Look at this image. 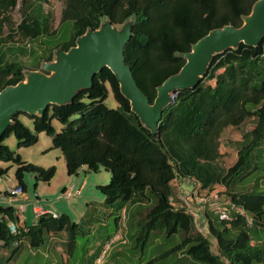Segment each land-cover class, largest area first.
Masks as SVG:
<instances>
[{
  "label": "trees",
  "instance_id": "16d2710c",
  "mask_svg": "<svg viewBox=\"0 0 264 264\" xmlns=\"http://www.w3.org/2000/svg\"><path fill=\"white\" fill-rule=\"evenodd\" d=\"M256 1L63 0L59 24L68 25L69 31L59 42L55 40L58 30H51L49 13L41 8L42 0H0V91L23 81V70H38L41 62H51L56 48L66 52L75 46L76 39L87 29L96 30L102 18L114 26L133 19L132 37L124 49L125 63L138 88L153 104L156 88L185 64L178 54L189 52L191 45L211 30L227 25L239 28ZM17 6L22 17L13 28L9 14ZM36 42L39 49L34 46ZM110 93L115 108L106 104ZM21 116L31 120L33 129L21 121ZM250 119L255 120L254 128L239 134ZM54 120L61 126L58 131L52 125ZM13 123L0 138V163L9 164L0 168V176L15 168L16 186L23 191L27 174L35 183H49L56 174L55 166L44 168L26 162L5 144L13 136L17 148H29L44 133L51 139L50 149L61 151L67 175H77L81 169L96 173L101 168L109 173L110 182L96 186L106 207L122 202L145 210L138 245H145L156 230L166 238L183 234L179 244L146 264H159L177 253L194 264H264V248L250 233L252 226H264V195L236 194L232 189L233 178L247 173L251 152L264 140V39L256 48L241 44L236 51L228 50L214 58L200 84L176 93L172 106L162 113L155 137L131 112L107 68L94 77L92 88L80 92L70 105L49 106L42 118L20 113ZM227 129L233 136L230 141L238 146L237 159L222 170L216 163L225 155L221 136ZM179 178L191 181L201 195L231 197L249 212L252 225L246 226L244 219L237 217L227 228L213 219L209 236L216 241L218 255L213 254L209 236L196 234L190 218L183 211H173L169 204L181 188ZM117 220L120 227V215L114 222ZM21 222L15 204L0 206V248L7 249L10 259L24 242L38 250L50 235L65 233L66 242L61 246H66V251L60 248L59 252L67 253L63 258L67 264L76 249V222L65 214L56 219L41 216L31 226ZM10 223L15 234L9 231Z\"/></svg>",
  "mask_w": 264,
  "mask_h": 264
},
{
  "label": "rangeland",
  "instance_id": "374dc122",
  "mask_svg": "<svg viewBox=\"0 0 264 264\" xmlns=\"http://www.w3.org/2000/svg\"><path fill=\"white\" fill-rule=\"evenodd\" d=\"M21 2V0H19ZM41 4V2H40ZM63 8V0H54L49 4L48 13L51 19V30H58V35L55 37L59 42L63 37H68L69 26L60 23V14ZM11 21L13 28L21 20L20 8L17 6L14 10L10 12ZM4 34H7V30L4 29ZM21 45L20 41H16L15 44ZM32 45L31 43H26L25 45ZM39 49L40 45L38 42L35 43ZM106 104L110 108H115L117 105L111 95L109 94ZM21 121L33 129V124L27 117L21 116ZM53 127L56 131L60 129V124L57 121L52 122ZM255 126V120H247L243 126L239 129V134H244L250 131ZM230 129L224 131L221 136L222 141V152L225 153L224 157L218 160L217 167L222 170L230 168L237 159L238 146L230 141L233 136L229 134ZM5 144L12 150H16V140L13 136H10L5 140ZM52 147L50 137L46 136L44 133L39 135L38 141L35 145L29 148H19V151L26 161L34 163L42 167L56 166L58 172H56V177L52 181V185L48 188L47 184L38 181L40 188H45V196H40L42 201L53 203L55 195H62L58 187L60 185H68L67 178L70 177L66 174L64 160L62 158L59 149H48ZM48 149V150H47ZM250 170V171H249ZM86 171V170H85ZM87 180L84 178V173H79L77 175L71 176L75 180L76 190H80V196H71L70 198H64L61 203L57 202L58 206L62 204H67L69 206V216L70 219L78 224L77 236H76V249L71 258H69L67 264H97L96 261L91 256L93 253H97L98 257H102L108 264H146L153 258L162 254L163 252L169 250L175 245L179 244L183 239L182 233H177L170 238H166L161 230H156L152 233L150 239L145 245L136 243V238L142 227L145 210L142 207H129L127 204L118 202L112 207H106L104 205V199L101 193L96 189V185H106L110 182V175L104 169H100L98 172H88ZM247 173H242L237 177L233 178V191L237 193L244 194H254V195H264V140L261 146L254 149L251 152L250 158V168L246 170ZM9 180L3 177L0 183V190L4 189L7 191L13 190L16 185L14 183V168L10 169L7 176ZM24 181L27 185L28 195L32 199L38 198L34 194V177L32 175H25ZM12 184V185H11ZM177 184L179 187L188 190L194 188V184L189 180L178 179ZM70 185L66 186L67 190L70 189ZM223 188V187H221ZM9 189V190H8ZM58 192H55L57 191ZM231 189H229L230 191ZM228 191V192H229ZM232 191V193H234ZM54 193V194H53ZM88 197L90 204H87ZM229 197V196H228ZM231 198V197H230ZM64 202V203H63ZM26 206V205H25ZM128 206V209H127ZM126 209V222L125 227L121 229L114 225V218L121 214V210ZM57 211V210H56ZM245 212L249 214L245 210ZM28 214L23 213V217H27ZM264 220V219H263ZM28 226H31V222H27ZM251 236L258 245L264 248V226L263 228L251 227ZM117 232H121L125 243L119 241L114 242L110 247L108 243L111 238L107 241V237H110ZM162 232V233H160ZM60 235V234H58ZM63 240L65 241L66 234L62 233ZM55 238L54 241H57ZM210 242L211 252L218 255L216 241L212 237H208ZM253 241V243H254ZM27 242H24L21 246L18 254L13 258H9L7 249L1 247L0 249V264H64L63 258L67 256L66 246L57 245L55 250L50 248L49 243L35 252L38 255L35 256L29 250ZM64 252L60 253L59 249ZM49 249V250H48ZM7 255V256H6ZM8 257V258H7ZM95 260V261H94ZM159 264H194L190 259H188L183 253H177L176 255L170 257L169 259L159 263Z\"/></svg>",
  "mask_w": 264,
  "mask_h": 264
},
{
  "label": "water",
  "instance_id": "95a60500",
  "mask_svg": "<svg viewBox=\"0 0 264 264\" xmlns=\"http://www.w3.org/2000/svg\"><path fill=\"white\" fill-rule=\"evenodd\" d=\"M134 21L114 26L102 18L96 30L87 29L68 51L53 50L51 62H41L38 70H23L24 80L0 91V138L20 114L42 118L49 106H67L82 91L92 88L94 77L104 68L117 80L121 95L131 112L153 137L165 109L172 106L171 95L194 89L207 76L214 58L241 44L256 48L264 39V0H257L242 17L239 28L224 26L208 32L191 45L180 71L156 88L153 104L138 88L125 63L124 49L132 37Z\"/></svg>",
  "mask_w": 264,
  "mask_h": 264
},
{
  "label": "built area",
  "instance_id": "2783aa9c",
  "mask_svg": "<svg viewBox=\"0 0 264 264\" xmlns=\"http://www.w3.org/2000/svg\"><path fill=\"white\" fill-rule=\"evenodd\" d=\"M53 1L54 0H42L40 5L45 13L48 12L49 4ZM175 95L176 93L171 95L173 103ZM1 179H3V177L0 176V182ZM5 179L9 180L6 176ZM23 194L24 191L22 188L20 186H15L13 190H6V194L1 197V201L7 205H16V210L18 211L21 221H24L23 213L26 210L25 206L19 202ZM79 194L80 192L78 190H74L71 187L64 193L63 197L68 199L71 196ZM169 204L173 211H183V213L190 218L194 232L204 238H207L210 234L209 225L213 219H216L219 223L225 224L227 228L230 227L232 220L237 217H242L246 226L250 227L252 225L251 215H248L241 206L235 204L230 197L218 193L201 195L195 187L188 190L180 188L176 198L169 199ZM125 213V209H122L119 223L121 229L125 227ZM33 215L34 221H37L41 216H51L53 219L57 218V215L53 212L36 206L33 207ZM8 228L12 234H15V227L13 224L10 223ZM117 241L123 244L125 243L121 232H117L111 238L108 247ZM96 263L108 264L104 259L102 260V257H98Z\"/></svg>",
  "mask_w": 264,
  "mask_h": 264
},
{
  "label": "crops",
  "instance_id": "0c3cea01",
  "mask_svg": "<svg viewBox=\"0 0 264 264\" xmlns=\"http://www.w3.org/2000/svg\"><path fill=\"white\" fill-rule=\"evenodd\" d=\"M40 135V134H39ZM17 148V147H16ZM48 149H50V148H48ZM47 149V150H48ZM60 151V150H59ZM14 152H16L20 157H21V159L22 160H24V161H26L25 159H23V157H22V155H21V153H20V151H19V148H17L16 150H14ZM60 153H61V151H60ZM61 156H62V153H61ZM63 159V156H62V158L60 159V160H62ZM64 160V159H63ZM26 162H29V161H26ZM31 163V162H30ZM34 164V163H33ZM64 164H65V161H64ZM9 164H5V163H0V168H6L7 166H8ZM36 165V164H35ZM39 166V165H38ZM53 166V165H52ZM42 167V166H41ZM50 167V166H49ZM44 168H48V167H44ZM55 168H56V172H58V170H57V167L55 166ZM12 169V168H11ZM10 170V169H9ZM14 171H15V168H14ZM65 171H66V169H65ZM9 172V171H8ZM8 172H7V174H8ZM79 173H84V178L87 180V177H89L88 176V174H87V172L85 171V169H81L80 171H79ZM78 173V174H79ZM7 174H6V176H7ZM67 174V173H66ZM80 175V174H79ZM1 177H5V176H1ZM55 177H56V174H55V176H54V178L49 182V183H46L47 184V186L46 187H50L51 185H52V181L55 179ZM3 179H1V181H2ZM67 184L68 185H70L69 187H72L74 190H76L75 188L76 187H74V185L76 184L75 183V180H74V178L73 177H68L67 178ZM1 183V182H0ZM14 183L15 184H13V185H16V181H15V179H14ZM45 183V182H44ZM75 183V184H74ZM12 185V184H11ZM68 185H60V187H58V190H60V192L62 193V195H55L54 196V201H53V203H46V202H44V201H42V199H41V197L40 196H45L46 197V194H48L47 192H45V188L43 187V188H40V185L38 184V182H36V183H34V186H33V189H34V194H36V197L38 198V201L35 199H32L29 195H28V189H27V185H26V190L24 191V194H23V197L19 200V202L20 203H22L24 206H25V208H26V210L24 211L25 212V214L27 213L28 214V216L27 217H24V221H22L21 222V224L22 225H26V226H28L27 225V222H31L32 223V225L36 222V221H34V215H33V207L34 206H36V207H40V208H42V209H44V210H49V211H51V212H53L54 214H56L57 216H59V215H62V214H65V215H68L69 216V206L67 207V204H62V206L60 205V206H58L57 205V202L58 203H61L62 201H64V197H63V195H64V193L67 191V187L66 186H68ZM76 186V185H75ZM97 186V185H96ZM58 190L57 191H55V192H58ZM79 192H80V190H78ZM6 192V190H4V189H1L0 190V206H7V204L6 203H4L3 201H1V197L3 196V195H5L4 193ZM54 194V193H53ZM81 195V192H80V194L79 195H75V196H80ZM84 199H87V204H90V201L88 200V197H84ZM64 203V202H63ZM127 209H128V207H127ZM57 210V211H56ZM117 217V216H116ZM115 217V218H116ZM69 218H70V216H69ZM114 225H115V227H116V229H117V226H118V220L116 221V222H114ZM115 229V230H116ZM58 234H60V235H58ZM58 234H55V235H50L49 237H48V239H47V241H46V243H49L48 245L50 246V248H53V250H55V248L57 247V245H61L62 243H65L64 242V240H63V236H62V233H58ZM111 236H113V235H111ZM110 236V237H111ZM109 237V238H110ZM55 238H58V240L57 241H54V239ZM28 245V244H27ZM1 249V248H0ZM29 250H30V252L32 253V254H34L35 256H37L38 255V252H35L36 250H32V249H30L29 248ZM49 250V249H48ZM60 251V250H59ZM94 255V253L91 255V256H93ZM7 256V255H6ZM98 257V256H97ZM96 257V258H97ZM96 260V259H95ZM94 260V261H95ZM67 263H68V260H67Z\"/></svg>",
  "mask_w": 264,
  "mask_h": 264
}]
</instances>
